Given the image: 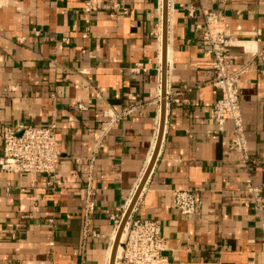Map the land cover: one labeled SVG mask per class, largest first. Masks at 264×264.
<instances>
[{
	"label": "crops",
	"instance_id": "crops-1",
	"mask_svg": "<svg viewBox=\"0 0 264 264\" xmlns=\"http://www.w3.org/2000/svg\"><path fill=\"white\" fill-rule=\"evenodd\" d=\"M85 2L0 0V133L55 121L60 157L55 190L41 177L0 170V264H108L111 217L128 206L154 149L162 0H96L119 7L89 16ZM202 9L245 46L248 53L233 48L238 66L256 51L264 57V0H167L163 135L131 216L160 222L170 264H264L244 191L250 176L264 195V59L252 60L239 83L245 171L231 146L232 123L217 132L210 117L219 90L201 43ZM139 63L144 70L132 73ZM191 187L200 189L199 212L180 214L172 193ZM88 196L95 212L84 235Z\"/></svg>",
	"mask_w": 264,
	"mask_h": 264
},
{
	"label": "built area",
	"instance_id": "built-area-1",
	"mask_svg": "<svg viewBox=\"0 0 264 264\" xmlns=\"http://www.w3.org/2000/svg\"><path fill=\"white\" fill-rule=\"evenodd\" d=\"M118 7L119 3H98L96 0H86L83 12L89 16L98 8L118 9ZM201 12L204 17L201 43L211 56L210 82L213 87L219 90V97L210 109V117L217 132L224 130L226 121L232 123V149L239 158V165L245 171H249L251 160L248 155L240 108L239 83L242 74L248 71L255 58L263 60L264 57L261 52L256 51L254 53L256 55L252 56L248 63L238 66L239 54L234 52L233 48L240 47L244 51L243 53H248L245 46L231 40L229 30L224 26L221 17L219 18L215 13L204 9ZM88 22L89 20L85 19V23ZM35 33L38 35V31ZM62 41L67 42V39L64 38ZM141 70H144L141 63L130 69L132 73H138ZM174 101L178 102V98H175ZM78 107L83 108L82 105H78ZM56 128L55 121L44 126L23 123L3 126L0 133V170L16 175L41 177L48 189L55 190L60 158L56 146ZM244 191L251 199L254 211L258 216L261 242L264 248V219L262 217L264 195L262 188L255 185L251 177L247 176L244 181ZM172 196L173 206L180 214H198L201 203L198 187L175 189ZM127 207L122 208L120 213L111 217L116 231ZM134 209L133 206L123 226L124 238L120 243V251L114 259V264H170L165 255L167 246L161 235L160 222L157 219L131 216ZM94 212L95 203L88 196L84 205V235L88 232V221ZM48 221L53 222V219L50 218ZM92 235L96 234L92 232Z\"/></svg>",
	"mask_w": 264,
	"mask_h": 264
},
{
	"label": "water",
	"instance_id": "water-1",
	"mask_svg": "<svg viewBox=\"0 0 264 264\" xmlns=\"http://www.w3.org/2000/svg\"><path fill=\"white\" fill-rule=\"evenodd\" d=\"M167 0H163V4H162V81H161V99H162V109H161V115H160V121H159V129H158V134H157V139L154 145V149L151 155V158L149 160V163L146 167L145 172L143 173V176L137 186L136 191L134 192L128 207L122 217V220L119 224V227L116 231V235L115 238L113 240L112 243V251H111V255H110V259H109V264H114L113 260H114V254H115V248L118 244V236L119 234L122 232L123 226L125 224V222L127 221L131 210L137 200V197L141 191V188L143 186V184L145 183V180L147 178V176L149 175V172L155 162V158L157 155V151L160 145V141L163 135V128H164V112H165V73H166V63H165V44H166V33H167Z\"/></svg>",
	"mask_w": 264,
	"mask_h": 264
},
{
	"label": "bare ground",
	"instance_id": "bare-ground-1",
	"mask_svg": "<svg viewBox=\"0 0 264 264\" xmlns=\"http://www.w3.org/2000/svg\"><path fill=\"white\" fill-rule=\"evenodd\" d=\"M162 4H163V0H162ZM168 21V20H167ZM159 48V47H158ZM159 50V49H158ZM161 58H162V53H161ZM161 58L159 57V59H158V63L160 64V62H161ZM160 94H161V90H160ZM151 158V157H150ZM150 158H149V160H150ZM143 187V186H142ZM142 189V188H141ZM114 238H115V233H114V235H113V240H114ZM123 238H124V231L122 230V232L119 234V236H118V244H117V246H116V248H115V254H114V259H115V257L118 255V253H119V251H120V243H121V241L123 240ZM111 251H112V246L111 247H109V250H108V254H107V261H109V258H110V255H111ZM113 262H114V260H113Z\"/></svg>",
	"mask_w": 264,
	"mask_h": 264
},
{
	"label": "rangeland",
	"instance_id": "rangeland-1",
	"mask_svg": "<svg viewBox=\"0 0 264 264\" xmlns=\"http://www.w3.org/2000/svg\"><path fill=\"white\" fill-rule=\"evenodd\" d=\"M168 12V11H167ZM140 194V193H139ZM139 196V195H138ZM138 198V197H137ZM116 235V234H115ZM110 259V258H109ZM108 263H109V261H108Z\"/></svg>",
	"mask_w": 264,
	"mask_h": 264
}]
</instances>
